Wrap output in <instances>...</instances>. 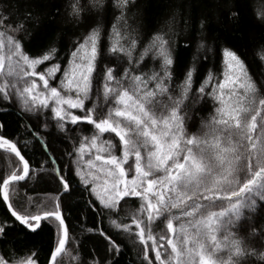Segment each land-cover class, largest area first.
I'll use <instances>...</instances> for the list:
<instances>
[{"label": "snow or ice", "instance_id": "obj_1", "mask_svg": "<svg viewBox=\"0 0 264 264\" xmlns=\"http://www.w3.org/2000/svg\"><path fill=\"white\" fill-rule=\"evenodd\" d=\"M135 2H0V150L16 158L11 173L0 177V203L28 234L45 227L55 231L50 264H62L58 256L70 239L66 212L74 197H83L84 211H96L94 200L98 202L100 214L109 215L111 226L126 236L130 247L143 246L137 264H264V250L250 242L264 239V73L254 78L246 63L249 53L241 51L246 47L243 35L231 34L252 5L230 0L223 7L219 23L227 25L224 36L210 37L212 21L207 15L199 18L196 51L204 55L199 61L193 57L174 94L179 66L175 33L170 27L171 35L157 33L142 45L128 23ZM110 9L119 11L116 20L123 22V31L113 25L116 40L105 53L101 34ZM252 22L261 35L252 43L251 56L264 65V6L253 11ZM65 24L90 31L68 35ZM58 28L60 35L53 36ZM65 40L71 45L66 64L58 48ZM138 46L142 51L137 56ZM209 54L222 55L217 68L221 76L209 70L194 88L197 63ZM106 55L123 57L127 67L115 62L101 67ZM145 57L157 61L158 68L145 72ZM94 73L104 77L103 104L99 93L94 99ZM210 103L211 114L199 117ZM10 116L35 121L41 128L42 134L24 124L48 157L39 168L22 154L19 141L9 138ZM106 133L115 134L118 145L104 139ZM49 161L51 167H45ZM41 173L56 183L55 195L39 201L29 196L26 205L17 207L18 186ZM126 198H138L139 207L127 209ZM157 221L166 222L170 235L157 239ZM12 230L13 224L0 223V242L7 245L0 250V264H41L39 249L18 254ZM88 231L107 243L102 257L93 255L83 264H120L124 248L103 228Z\"/></svg>", "mask_w": 264, "mask_h": 264}, {"label": "trees", "instance_id": "obj_2", "mask_svg": "<svg viewBox=\"0 0 264 264\" xmlns=\"http://www.w3.org/2000/svg\"><path fill=\"white\" fill-rule=\"evenodd\" d=\"M3 2V0H0ZM39 4L51 5L58 0H36ZM114 0H109V4L113 3ZM252 7H248L244 10L245 19L242 23L234 28L231 34L243 35L244 40L241 42L246 47H242L241 51H247L249 53L246 63L249 65L250 73L254 78L259 79L261 73H264V65L251 56V46L254 41L260 39L259 28L252 22L253 11H258L260 6H264V0H249ZM230 3V0H136L135 5L131 7L128 13V23L137 30L139 33L140 41L142 45H147L151 38L157 33H169V28L175 33L172 36L174 41V49L179 57V66L174 74V81L172 87L174 89V94H178L180 90V85L184 79V73L186 69L193 64V57L199 61L202 59L204 53L197 52L200 37H199V18L207 15L212 21V26L210 29L209 36H224L227 33V25H222L219 23L223 20L222 15L223 7ZM44 11V8L40 9ZM119 11L115 9H110L103 20L102 34H101V45L105 53L115 42L116 37L113 34V25H117V29L123 31L122 21H117L116 17L119 16ZM63 32L71 35L73 31H76L77 35L86 33L90 29L84 27L73 28L71 24H65L62 26ZM171 35V33H169ZM53 36L60 35L59 28L56 32L52 33ZM123 42V41H122ZM209 43H212L209 39ZM185 44L188 47H185ZM71 47L70 43L65 40L62 44H58L59 54L65 57L64 64H66L67 53ZM142 51V47L138 46L135 55L138 56L139 52ZM222 60V55H212L209 54V58L201 63H197V73L194 76V88H198L200 83L203 81L204 77L207 75L209 70H212L215 76H221V73L217 71L220 61ZM119 63L122 67H127L125 59L121 57L117 59L115 56L106 55L103 60L101 67L115 66L114 63ZM145 62L147 67L144 68L145 72H150L154 68H158V62L153 61L150 57H145ZM93 80V93L94 99L95 94H100V104H103V86L104 77L101 74L98 78L94 73ZM59 76V74H58ZM58 84V81L54 82ZM2 106V104H0ZM91 107V104L88 105ZM20 110V105L17 103L15 105V111ZM100 109H98L99 111ZM106 110V109H105ZM75 113L79 114L78 110H73ZM213 111L211 103L208 107L199 113V117L207 118ZM6 119L11 121L10 125V139L18 140V147L21 148L22 154L26 158L31 157L30 163L35 161L34 167L39 168L40 164L47 160L48 157L42 153V149L39 147L38 142L33 140L31 132L24 128L25 123H30L32 125V130L41 132V128L36 124L35 121H16L14 117H6ZM88 128L91 126L83 125ZM199 128V122L196 125ZM94 131V129L92 130ZM42 134V132H41ZM86 135H91V131L85 133ZM104 139H112L113 143L118 145L119 138L115 137V134H105ZM25 141H32L28 144L27 148L24 147ZM94 151V150H93ZM58 155V153H53ZM116 155H121L119 151L115 153ZM15 157L3 150H0V177L6 176L11 173L14 167ZM58 163L61 161L58 159ZM130 163L134 165V157L130 158ZM63 166V164H62ZM45 167L50 168L51 162L49 161ZM127 167V165L125 166ZM134 166L132 172L129 174V179L134 175ZM75 178V177H74ZM56 183L49 182L47 176L41 173L35 181L32 182H21L18 186V193L14 197V203L17 207L21 205H26L28 197H32L34 200L45 199L49 196L55 195ZM86 195V194H85ZM129 199V205L126 206L127 209L135 210L139 207L140 201L138 198H126ZM94 200V198H93ZM96 204V211L88 209L84 211L85 203L83 197H74L73 201L69 203L66 215L67 223L69 225V242L66 247L64 254L58 259L62 264H83V262L89 260L93 255L102 257L105 254L106 241H103L102 237L95 235L93 232H89L88 229L103 228L108 235H111L114 240L121 247L124 248V252L120 257V264H137L136 256L137 251L142 248V245H138L137 249H133L129 246V241L124 234L118 232L110 224V217L107 214H100V205L94 200ZM34 210V209H33ZM122 216L126 213H121ZM115 219L116 217H111ZM7 221L13 224V230L10 232V239L13 241L14 245L19 252H27L28 249L35 248L40 250L41 264H49L50 253L54 250L56 246V233L54 230L45 227L43 230L38 231L36 234H28L23 226L15 222L14 218L7 211L6 206L0 203V223ZM124 222H130V219H126ZM157 225H159L157 227ZM153 234L157 235L159 240V235L162 234L165 237L170 235L167 232L166 222L160 223L159 221L153 226ZM243 235V234H241ZM252 246L257 249L264 250V239L257 238L250 241ZM165 248H167L166 240L163 241ZM151 244V241H149ZM7 245L0 242V250H3ZM94 250V251H93ZM163 251V249H162ZM171 249L168 248L170 253ZM155 253L150 252V258L154 261ZM155 264V261H154ZM256 264H260L256 261Z\"/></svg>", "mask_w": 264, "mask_h": 264}, {"label": "water", "instance_id": "obj_3", "mask_svg": "<svg viewBox=\"0 0 264 264\" xmlns=\"http://www.w3.org/2000/svg\"><path fill=\"white\" fill-rule=\"evenodd\" d=\"M66 247H67V245H66ZM65 251H66V249H65ZM64 253H61L59 256H58V259L63 255ZM49 264H50V261H49Z\"/></svg>", "mask_w": 264, "mask_h": 264}]
</instances>
